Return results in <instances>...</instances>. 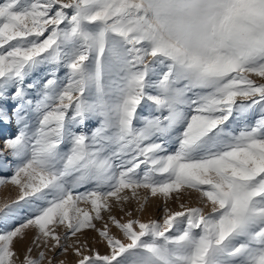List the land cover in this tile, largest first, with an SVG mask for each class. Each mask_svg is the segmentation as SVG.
I'll return each mask as SVG.
<instances>
[{"label": "snow or ice", "instance_id": "6c2138e0", "mask_svg": "<svg viewBox=\"0 0 264 264\" xmlns=\"http://www.w3.org/2000/svg\"><path fill=\"white\" fill-rule=\"evenodd\" d=\"M0 141V264H264V0H0Z\"/></svg>", "mask_w": 264, "mask_h": 264}, {"label": "rangeland", "instance_id": "374dc122", "mask_svg": "<svg viewBox=\"0 0 264 264\" xmlns=\"http://www.w3.org/2000/svg\"><path fill=\"white\" fill-rule=\"evenodd\" d=\"M259 82V81H258ZM14 131V129H13ZM0 147H2V141H0ZM9 159H11L9 157ZM17 189H15L12 186H5L3 188H0V203H3L5 200H10L14 199L17 196ZM145 192L144 190H141V195H144ZM195 199L192 200L193 206H195ZM87 207L86 205H83ZM169 207L172 208H177V203L174 201H170L168 204ZM164 202L160 198H151L148 202V204L145 207V210L141 213L136 211L135 209L137 208L136 202H132L130 205L127 206L129 211H133L134 217H140L144 220L148 219H161L163 214H164ZM114 214L118 216H123L124 213H122L119 209V207L114 209ZM113 232H116L115 229H113ZM118 234V233H117ZM34 236V232H29L28 237L25 241L23 242H18L16 244V249L21 257H23L26 249L28 246L31 244L32 237ZM84 239H87L89 246L92 248H97L101 253L106 251V248L104 247L103 244H98L96 243V240L98 239L97 235L95 232H92L90 230L85 232V235L83 237ZM59 252V250H57ZM36 254V251L33 252V255ZM51 255V253H50ZM58 259H65L66 264H75L76 257L75 255L70 251L67 256L65 257H58Z\"/></svg>", "mask_w": 264, "mask_h": 264}]
</instances>
